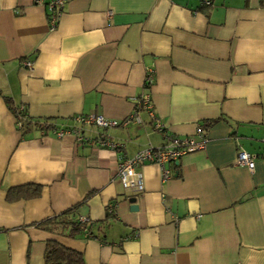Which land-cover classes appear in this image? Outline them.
Segmentation results:
<instances>
[{"label": "crops", "instance_id": "1", "mask_svg": "<svg viewBox=\"0 0 264 264\" xmlns=\"http://www.w3.org/2000/svg\"><path fill=\"white\" fill-rule=\"evenodd\" d=\"M203 2L64 0L49 29L44 5L0 0V264H43L47 240L81 252L85 264H264V4ZM148 67L163 132L187 138L201 128L206 142L166 164V178L157 164L140 165L143 191L131 195L118 163L162 147V132L146 112L141 124L106 130L74 118L121 122L136 108ZM6 98L32 123L53 126L19 129ZM71 127L121 148L57 137ZM239 151L254 155L252 171L235 163ZM28 184L41 186L39 196L7 199ZM110 202L102 239L39 225L74 205L78 218L101 221Z\"/></svg>", "mask_w": 264, "mask_h": 264}, {"label": "built area", "instance_id": "2", "mask_svg": "<svg viewBox=\"0 0 264 264\" xmlns=\"http://www.w3.org/2000/svg\"><path fill=\"white\" fill-rule=\"evenodd\" d=\"M35 4L44 5L47 9V20L49 29H54L57 25L58 19L62 12V7L64 5V0H49L45 2L44 0H33ZM211 0H204L203 4L206 6L210 5ZM264 2V0H261ZM24 66L27 68L32 67L31 61H25ZM155 72L153 67H148L145 69L144 77V90L136 98V108L133 112L123 119L121 122L111 121L103 116L94 115H78L74 118L75 122L80 125H90L97 128H102L104 130L113 128L116 126H127L130 123L141 124L142 119L140 112H146L147 116L152 121L154 129L161 131L165 143L162 147H152L148 146L143 150L139 151L132 157H124L120 160L117 166L116 175L118 177L119 183L122 186L125 193L135 195L143 191V178L142 174L137 170V168L146 163H155L162 169V177H168V170L164 167L168 163H177L181 157L186 154L199 151L204 148L206 138L201 128L198 129L195 137L179 138L173 135H168L163 132V125L160 120L155 116L153 111V106L150 101L149 88L154 82ZM24 108V107H23ZM22 106L20 110L23 109ZM22 119L16 121L18 127L22 126ZM80 128L71 127L63 128L57 130L55 133L58 138L63 137L66 134H72L75 136L78 142L89 141L92 145H98L100 147H108L112 150H117L121 148V144L110 141L109 137L104 133H99L98 137L95 139L83 138L80 134ZM43 134V132H41ZM235 163L238 165L245 166L249 171L254 169V155L246 151H239ZM83 221L87 219H81Z\"/></svg>", "mask_w": 264, "mask_h": 264}, {"label": "trees", "instance_id": "3", "mask_svg": "<svg viewBox=\"0 0 264 264\" xmlns=\"http://www.w3.org/2000/svg\"><path fill=\"white\" fill-rule=\"evenodd\" d=\"M264 4V2H262ZM8 108L14 114L16 120L22 119V126L18 127L23 129L24 126L33 124L35 128L41 130V132L46 131L53 125L49 121H36L32 123L29 119L28 113L25 108L20 110V105L14 106L12 101L8 98L5 99ZM214 121L207 123V126L211 125ZM28 129L23 131L27 132ZM44 133V132H43ZM41 191V186L36 184H28L23 186L13 187L8 190L7 199H17V198H33L39 196ZM92 193H88L84 201L89 198ZM78 205H74L52 217L42 221L39 225L44 229H54L60 231L61 233L69 237H81L85 239L95 238L102 239L105 233V228L108 224V220L113 216V203H109L106 207V216L104 220L97 222H90L89 220H81L76 216V209ZM54 227H52V226ZM43 264H85L83 255L81 252L68 248L56 240H47L45 243V251L43 256Z\"/></svg>", "mask_w": 264, "mask_h": 264}, {"label": "water", "instance_id": "4", "mask_svg": "<svg viewBox=\"0 0 264 264\" xmlns=\"http://www.w3.org/2000/svg\"><path fill=\"white\" fill-rule=\"evenodd\" d=\"M128 201H129V203H130V208L132 209V210H136V205H135V198H129L128 199Z\"/></svg>", "mask_w": 264, "mask_h": 264}]
</instances>
